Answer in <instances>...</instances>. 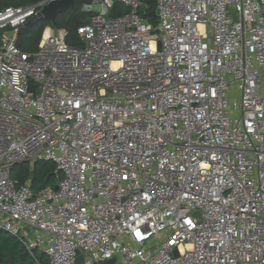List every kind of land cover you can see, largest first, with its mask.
<instances>
[{
	"label": "built area",
	"instance_id": "1",
	"mask_svg": "<svg viewBox=\"0 0 264 264\" xmlns=\"http://www.w3.org/2000/svg\"><path fill=\"white\" fill-rule=\"evenodd\" d=\"M48 1L0 9V229L36 264H264V0H156L155 25L88 0L81 47L25 51ZM38 161L55 187L12 176Z\"/></svg>",
	"mask_w": 264,
	"mask_h": 264
},
{
	"label": "trees",
	"instance_id": "2",
	"mask_svg": "<svg viewBox=\"0 0 264 264\" xmlns=\"http://www.w3.org/2000/svg\"><path fill=\"white\" fill-rule=\"evenodd\" d=\"M42 0H0V9L6 6H19L29 5ZM88 0H75L74 7L70 10L67 15L56 17L52 24V27H62L67 31L66 41L69 44L79 42L77 36V27L86 23L87 15L82 12L81 7L84 2ZM143 3L141 9V15L151 23L156 22V16L152 14L155 9L156 0H141ZM117 9H123L120 4H115V13ZM37 23V22H36ZM52 23V22H51ZM41 27L38 30H34V24L24 34L20 47L25 51H34L41 39L42 30ZM23 49V50H24ZM20 172L15 173V178L21 182L30 180L33 190H39L47 186L55 187L54 169L55 166L49 161H38L35 162L32 167L29 166L28 162L20 163ZM42 263H46L44 255L40 256ZM0 264H36L33 258L30 256L28 251L22 242L8 231L0 229Z\"/></svg>",
	"mask_w": 264,
	"mask_h": 264
},
{
	"label": "water",
	"instance_id": "3",
	"mask_svg": "<svg viewBox=\"0 0 264 264\" xmlns=\"http://www.w3.org/2000/svg\"><path fill=\"white\" fill-rule=\"evenodd\" d=\"M75 0H49L39 11L36 16L31 17L25 23L23 27L20 28L17 39L16 45L20 47L24 34L29 30V28L37 22V20H49L54 22L57 15L67 11L68 9L74 7ZM152 14L155 16V10L152 11ZM29 90H31V85H29ZM195 216H199V212L194 213ZM83 258L79 256L76 259V264L82 263ZM114 259H109L104 262V264H112Z\"/></svg>",
	"mask_w": 264,
	"mask_h": 264
},
{
	"label": "rangeland",
	"instance_id": "4",
	"mask_svg": "<svg viewBox=\"0 0 264 264\" xmlns=\"http://www.w3.org/2000/svg\"><path fill=\"white\" fill-rule=\"evenodd\" d=\"M73 8V7H72ZM72 8H70V9H68L67 11H65V12H63V13H61V14H59V15H57V17L58 16H63V15H67L69 12H70V10L72 9ZM82 10V9H81ZM82 12H84V11H82ZM85 13V12H84ZM86 15H87V21L86 22H89L88 21V19H89V15L87 14V13H85ZM157 21V20H156ZM52 24H53V22L51 23V21H49V20H37V23H34V30H38V29H40L41 27H43L44 29L42 30V33H43V31L46 29V28H50V27H52ZM153 25H155L154 23H152ZM74 44H76L77 46H82L80 43H77V42H75ZM26 47V46H25ZM25 47H23V49L25 48ZM25 50V49H24ZM20 164H17L16 166H15V168L13 169V171H12V176L13 177H15V173L18 171V172H20L21 171V167L19 166ZM29 166L30 167H32V165L29 163ZM160 240H161V238H159ZM41 256V254L40 253H38V257H40Z\"/></svg>",
	"mask_w": 264,
	"mask_h": 264
}]
</instances>
